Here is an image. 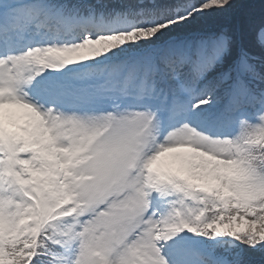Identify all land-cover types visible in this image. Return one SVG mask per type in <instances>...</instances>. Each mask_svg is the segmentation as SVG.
I'll list each match as a JSON object with an SVG mask.
<instances>
[{"label":"snow or ice","instance_id":"1","mask_svg":"<svg viewBox=\"0 0 264 264\" xmlns=\"http://www.w3.org/2000/svg\"><path fill=\"white\" fill-rule=\"evenodd\" d=\"M236 6L0 0V264H264V0Z\"/></svg>","mask_w":264,"mask_h":264},{"label":"trees","instance_id":"2","mask_svg":"<svg viewBox=\"0 0 264 264\" xmlns=\"http://www.w3.org/2000/svg\"><path fill=\"white\" fill-rule=\"evenodd\" d=\"M260 3L261 0H237V6L232 10L231 17L238 18L243 16L246 13L252 12L254 13L257 20L260 17ZM218 21L209 20V24H215ZM219 22H224L223 20Z\"/></svg>","mask_w":264,"mask_h":264}]
</instances>
